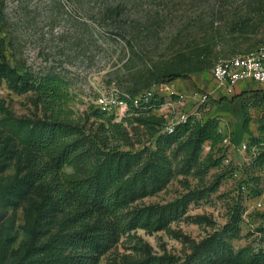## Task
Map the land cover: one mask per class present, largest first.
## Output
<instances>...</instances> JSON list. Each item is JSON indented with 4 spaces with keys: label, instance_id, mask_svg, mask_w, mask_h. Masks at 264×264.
Masks as SVG:
<instances>
[{
    "label": "rangeland",
    "instance_id": "obj_1",
    "mask_svg": "<svg viewBox=\"0 0 264 264\" xmlns=\"http://www.w3.org/2000/svg\"><path fill=\"white\" fill-rule=\"evenodd\" d=\"M108 1L0 0L5 16L1 36L9 43L10 64L36 75H62L69 83L68 119L80 122L94 137L102 134L103 118L94 114L102 90L115 87L137 95L157 83V77L183 72L189 78L173 84L186 95V107L192 106L199 93L212 88L211 69L219 59L264 44V0H118L130 9L125 15L140 18L149 11L161 17L149 21L153 25L147 32L129 21H119L117 31L110 21L93 18L91 10ZM221 101L224 108H216L209 99L200 115L220 109L235 114L233 142L239 145L243 117L256 126L264 115V101L245 104L244 111L236 96ZM44 117L32 91L18 93L7 80L0 81V264H78L72 260L76 255L91 257L87 264H133L147 253L163 257L162 264H233L232 255L244 247L264 252V224L253 218L263 215V206L245 214L248 199L239 188L243 179L257 177L255 171L223 161L208 168L188 164L176 151V142L161 134L160 124L145 128L134 120L123 123L127 136L106 134L109 149L134 154L120 158L111 153L105 160L106 167L138 173L133 200L124 212L186 195L185 212L163 227H138L114 238L109 236L115 230L113 219L93 213L83 223L103 232L102 250L69 246L63 237L69 229L66 209L36 215L40 191L36 184L19 180L32 170L31 140ZM98 149L101 154L108 148ZM235 201H241L245 211L234 224L229 213Z\"/></svg>",
    "mask_w": 264,
    "mask_h": 264
},
{
    "label": "trees",
    "instance_id": "obj_2",
    "mask_svg": "<svg viewBox=\"0 0 264 264\" xmlns=\"http://www.w3.org/2000/svg\"><path fill=\"white\" fill-rule=\"evenodd\" d=\"M129 10L127 3L111 0L104 2L95 11L92 9L91 16L93 18L97 16V21H110L117 31L121 29L119 21H129L126 23L134 24L136 29V24H139L140 30L145 29L146 32L153 25L149 21H162L159 16L152 17L149 11H146L142 18L125 15ZM4 22L3 8L0 7V81L7 80L10 88L18 93L32 91L45 113V117L36 123L37 130L31 140L35 154L32 170L19 179L28 184H36L40 191L41 201L36 207V215L42 216L55 210L66 209L69 229L63 237L67 238L68 245L90 247L95 253L104 246L102 237L104 234L98 226H88L83 223L84 219L93 213H102L113 219L115 230L109 235L113 238L118 232L138 227L148 229L150 225L157 224V228H160L170 220L181 216L189 202L186 195L165 205H152L125 213L128 203L133 200L132 196L138 184V173L130 170H114L112 166L106 167L105 163L111 153L120 158L134 155L127 151H113L106 143L109 140V137H106L107 133L118 138L127 136L123 126L125 121L134 120L145 128L160 124L159 130H161L163 119L154 115L153 111L163 102L162 97L154 95L147 101L140 100L137 106L128 100L127 112L120 121H115V115H108L96 108L94 114L97 119H104L99 123L102 134L96 137L86 134L80 122L68 119L66 115V105L70 100L69 83L62 75L53 72L36 75L10 64L7 56L9 43L1 36ZM188 78L186 73L175 72L159 76L156 81L159 83ZM135 95L134 92L130 94V96ZM255 101L261 103L264 97ZM243 102L242 111L247 104ZM243 116H245L244 112ZM218 124L219 120L216 117L189 120L177 125L172 133H160L165 135L168 141L176 142V151L183 154L186 163L208 168L221 165L226 154L224 147L219 146L221 135L217 132ZM247 124L248 119L243 117V127L246 128ZM258 132L257 136L251 135L247 140V151L256 149L248 165V169L252 171L264 169V123L258 126ZM206 143L209 145V150L205 159H201ZM99 145L108 148L107 151L99 154ZM102 154L103 159H101ZM211 159L214 161H210ZM65 167L72 168V172L64 171ZM260 183L261 177L257 175L240 181L239 188L242 192L241 187L244 186L245 193H242L247 198H253L259 196L262 191ZM241 204V201H235L230 209L229 215L234 224L238 221L239 215L245 211ZM78 222L80 224L76 225ZM111 237H107V241ZM254 251L249 247L242 248L232 255V263L258 264L264 261V252ZM147 254L133 264H162L163 257ZM90 258L87 255H76L72 260L78 264H87Z\"/></svg>",
    "mask_w": 264,
    "mask_h": 264
},
{
    "label": "built area",
    "instance_id": "obj_3",
    "mask_svg": "<svg viewBox=\"0 0 264 264\" xmlns=\"http://www.w3.org/2000/svg\"><path fill=\"white\" fill-rule=\"evenodd\" d=\"M211 79L214 86L209 91L199 93L194 98L190 111L186 109V95L174 86L173 81L154 83L135 96L120 92L115 87L104 89L99 92L95 105L97 109L108 115L113 114L115 117H121L127 112L128 100H131L133 105L137 106L140 100L147 101L152 96L157 95L163 99L159 106V109L163 110L162 116L164 118L161 132L172 133L177 125L189 120H198L209 98L217 92L220 91L224 96H229L233 94L235 85L242 80H254L264 84V44L252 51L219 59L211 69ZM217 132L221 135L220 145L228 147L231 140L227 133H224L223 125L220 123ZM206 150H209L207 143L204 146V151ZM240 150L247 151L246 142L240 145ZM222 161L224 165L231 162L226 155ZM241 188L242 192L245 193V187L242 186ZM247 199L249 200V198ZM263 204L264 189L253 202V208L259 209Z\"/></svg>",
    "mask_w": 264,
    "mask_h": 264
},
{
    "label": "crops",
    "instance_id": "obj_4",
    "mask_svg": "<svg viewBox=\"0 0 264 264\" xmlns=\"http://www.w3.org/2000/svg\"><path fill=\"white\" fill-rule=\"evenodd\" d=\"M251 83H255L257 84L256 87H253V85ZM212 87L214 86V82L212 81ZM252 85V86H251ZM233 96H236V98L238 99L239 102L241 101H246L247 104L249 103H252L255 99H259L261 97H264V84H261V83H258L254 80H242V81H239L235 87H234V92L233 94H231ZM230 96V95H229ZM228 96H224L222 94V92H217L216 94L212 95L209 99L211 101H213V103L215 104L214 107H219V108H224L223 107V101L219 102V100H222L223 98H226ZM245 102V103H246ZM217 105V106H216ZM192 108V106H188L186 109L188 111H190ZM206 109V108H205ZM153 114L156 115V116H159L163 119L164 121V118H163V110L162 109H155L153 111ZM234 116V118H233ZM231 116V113L226 111V109H220V111H217L216 114H213V115H208L206 117H204L203 115L199 117V119H206V118H209V117H216L218 120H219V123L221 125H223V130H224V133H227V135L230 137V140H231V144L228 146V147H224V149L227 151L226 152V156L229 157V159L231 160V162L237 166H248L252 160V157L253 155H255V151L256 149L252 148L250 150V152L248 151H241L240 150V145L243 143V142H246L247 143V140L248 138L252 135V136H257L258 135V126L261 124V123H264V115L262 117H260L261 120H257L256 122V126L254 125V121L251 120L248 122L247 124V127L244 128L243 127V133L241 135V139H240V144L237 145L236 142H233V139H234V132H235V126H236V123H237V120H236V117H235V114ZM253 117V116H252ZM232 120H233V123H232ZM230 125H229V123ZM254 122V123H253ZM219 146L220 143H219ZM208 150H206L205 152H207ZM256 175H259L261 177V183H260V186H262V190L264 189V169L263 170H257L255 171ZM258 196L256 197H253L251 199L248 200V203L249 204V208L245 211V214L247 213L249 215V211L250 209H254L253 208V202L257 199ZM249 210V211H248ZM257 210V209H256ZM262 211H263V215L261 217H257L255 218L254 215H253V218L255 219L256 222L258 223H263L264 224V204H263V208H262ZM248 218L252 219L251 216H248Z\"/></svg>",
    "mask_w": 264,
    "mask_h": 264
}]
</instances>
